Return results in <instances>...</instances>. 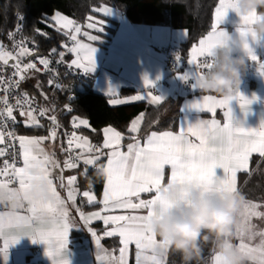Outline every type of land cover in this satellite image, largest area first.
<instances>
[{"label":"snow or ice","instance_id":"obj_1","mask_svg":"<svg viewBox=\"0 0 264 264\" xmlns=\"http://www.w3.org/2000/svg\"><path fill=\"white\" fill-rule=\"evenodd\" d=\"M197 9L200 4L197 0ZM234 0H218V5L214 9V18L211 24V30L198 39V42L191 47L190 56L187 63L193 66L194 71L182 75V79L189 80L191 76H196L203 70L208 69V61L214 57L215 49L225 44L229 39L228 32L221 27L224 24L230 10L234 11ZM95 11H102L105 16H109L114 10L110 8H97ZM256 14L240 17L237 30L242 37H246L244 25L253 24L256 20ZM17 19L23 22V16L17 13ZM52 19L59 25L61 30H67L64 34L73 42L69 47L62 44L68 53L75 54L71 63L67 64L69 69L75 67L83 70L85 75L91 74L96 69L97 48L90 44L82 43L77 37L81 33V27L73 19L57 12ZM92 20L91 17L88 18ZM103 21L89 22L87 28L94 29L102 33L104 28ZM20 30V24L16 25ZM40 35L46 36V33L36 30ZM185 35H189L187 29ZM14 33L10 32L12 37ZM89 40L96 41L97 35L83 33ZM19 51L14 55L3 45H0V62L2 65L9 66L14 71L11 77L5 78L0 73V91L6 93L0 96V157L9 155L11 151L12 162L8 159L3 160V167H0V191H6L9 198L16 195L19 191L25 194V201L21 203L18 210H24L28 215L21 211L15 214L9 211H0V255H2L5 264L9 258V249L19 242L23 236H28L33 243H44L47 245L46 255L52 260V264H71L67 258V246L69 244L70 230L75 226L69 210V202L76 205L77 195L86 198L88 204L99 203L102 205L99 211L84 212L80 207H76L79 219L85 225H92L94 221L102 222L105 226V237H120L119 256H113L108 250L101 247L102 237L92 228L87 230L92 234L96 247L98 249L96 256L100 262L107 261L108 264H128L129 245L134 244L137 249L136 264L140 260L147 259L151 264H160L157 256L154 254L158 248L165 249L166 245L157 239L152 227L153 218L157 212L171 208L174 203L187 197L184 191L186 185H196L207 191H239L238 173L250 172V161L253 154H258L264 161V120L258 128H249L244 126V122L235 116L232 102L239 103L240 108L245 114L251 109L250 105L253 99H249L242 92L232 97H216L214 95H204L187 104L189 109L196 110L199 113H209L212 119L198 118L195 123L180 121L178 131L164 130L151 131L143 140L136 136H130V140L124 151L121 147L124 135L113 127L103 129L104 140L102 145H93L87 136L78 135L77 131L65 132V143L61 141L60 151L67 153L63 163L57 158L55 145L59 137L61 125L56 115H49L51 122L47 135L30 136L18 135L14 129H8V121L17 122L19 116L23 117V124L27 128H44L39 117L48 115L52 108L33 107L34 98L29 97L27 92H21L14 98V103L10 100L12 92L20 87L25 81L28 70L37 69L36 63L22 64L21 59L25 56L33 55L32 51L24 46V40L14 44ZM245 48L249 52L250 59L258 64L260 74L264 75V61L255 53L249 44L245 43ZM57 49L52 48L51 54H56ZM60 59L57 63H64L65 52L58 53ZM203 58V59H201ZM177 61L182 59L179 53L176 54ZM39 64L46 69L52 61L48 57H38ZM10 61L14 63L10 64ZM145 86L155 87L154 82L144 77ZM53 80L49 79V86L53 85ZM39 89V84L36 85ZM56 88L61 85L56 84ZM196 89L195 86H192ZM116 92L115 89H109V95ZM41 95L47 100V95L41 92ZM147 98L154 105L161 104L165 98L163 96L147 93ZM74 99V97H73ZM133 101H143L146 99L144 94H137L130 98ZM126 100L113 99L112 104H121ZM64 109L71 113L69 105ZM223 110L224 122L216 119L217 110ZM183 111V109L181 110ZM38 113V115H37ZM144 120V113L135 118L128 129L132 134L140 132V125ZM71 126L73 129L90 127L87 119L78 116L72 117ZM95 131V129H92ZM45 142H50L53 146L52 151H46L43 147ZM19 147L22 154V166L16 164V147ZM81 150L75 152L73 150ZM105 149H110L105 152ZM106 158V163H101ZM81 162L83 168L81 169ZM103 165L106 173L102 199L98 201L93 190V186H87L81 190L79 180H89V167L97 170L98 166ZM257 163V168H259ZM41 167L42 176L31 175V169ZM170 168V179L166 184L165 169ZM60 169L61 175L55 179L59 180L60 187L67 189L66 198L62 197L57 191V185L54 182L53 172ZM65 170H80L77 174L65 177L62 173ZM46 181L56 197L54 204H45L43 201H34L27 198V193L33 186V183ZM17 183L18 187L11 185ZM179 185V195L173 199L168 193L175 186ZM154 193L152 198L143 199L141 194ZM8 206V202L0 203ZM264 207L259 203L246 200L244 198V220L243 225L252 229L250 236L238 230L239 242L237 243L242 251L255 254L256 264H264V230L256 231L257 225L254 224L253 217L264 219ZM130 210L128 214L113 215L115 210ZM138 210H146L145 214H136ZM22 218L31 219V226L25 231H17L15 224ZM259 237V243L252 244L251 241ZM150 252L151 255L147 253ZM214 264H224L221 257L215 252L213 256Z\"/></svg>","mask_w":264,"mask_h":264},{"label":"crops","instance_id":"obj_2","mask_svg":"<svg viewBox=\"0 0 264 264\" xmlns=\"http://www.w3.org/2000/svg\"><path fill=\"white\" fill-rule=\"evenodd\" d=\"M218 5V4H217ZM102 8H110L113 13L109 16H105L102 11H99L105 18L93 15L90 16L92 20H87L84 23L77 24L81 27V33L78 35V39L84 44H90L93 47H96L98 50L96 52V69L93 72L94 81L92 88L96 92H99L105 96H107L110 100L120 99L126 100L127 102L121 104H112V105H124L133 102H146L148 104H152L150 102V98H147V93L152 92L153 94H157L163 96L165 98L164 101L168 99H172L177 104V109L179 111V121L191 122L195 123L198 118H202L205 120L212 119L211 114L199 113L196 110L189 109L186 107L187 104L192 101L202 97L204 95H214L218 98L220 96L212 93L206 94L201 92L198 89H193L192 85L194 83V76H191L189 80H191V91L190 93H186L183 88V83L185 82L182 79L183 74L192 73L194 71L193 66L187 63V59L190 56V50L187 52L186 56L182 59L188 64V68L180 70L175 73H170L165 67V49L169 47H176L177 49L181 48V45L188 40L189 35H185V28H172L168 26H160V25H149V24H138L132 23L125 16L121 14V12L110 5H102ZM58 12V11H57ZM55 12L52 15H45V23L50 26H55L60 29L59 25L52 19L53 16L57 13ZM61 13V12H59ZM64 16H67L61 13ZM70 19H73L67 16ZM214 18V14H213ZM74 20V19H73ZM75 21V20H74ZM103 21L102 26L104 31L102 33L95 31L94 29L87 28V24L89 22H99ZM240 18L237 16L235 11L230 10L228 16L221 25L223 29H225L228 33L235 35L237 31V26L239 24ZM61 30V29H60ZM64 33L67 30H62ZM87 32L89 35H97L99 39L96 41H91L87 36L83 35V33ZM206 35V34H205ZM68 37V36H67ZM198 42V41H197ZM196 42V43H197ZM72 41L69 39L62 44H67L69 47L72 46ZM194 43V44H196ZM61 44V45H62ZM193 44V45H194ZM60 51L65 52L66 58L71 63V61L75 58V54L68 53L65 48L60 46ZM255 53L260 57L262 61H264V48H256ZM252 61L251 59H249ZM255 63L254 75L251 78L248 85L241 89V92L248 97L249 99H253V103L250 105V111L245 114L243 110L240 108V105L237 101L232 102V107L237 119L244 122L245 127L249 128H258L264 120V75L260 74L258 70V64ZM27 79L23 81V83L27 85L33 86L36 91L40 93L43 92L47 95V100L44 96L41 95L42 105L43 107L52 108L55 106L54 111L57 108L56 99L54 98V93L44 92L47 88L42 83L41 76L30 73L26 74ZM147 76L148 79L154 82L155 87L149 88L145 86L144 77ZM39 84V89L36 85ZM24 85V86H25ZM29 89V87H27ZM115 89L116 92L109 95V89ZM50 89V88H49ZM130 90L125 93L123 90ZM28 93V91L26 90ZM29 94V93H28ZM137 94H144L146 99L143 101H133L130 98ZM163 101V102H164ZM154 105V104H152ZM183 109V111H181ZM49 111V112H54ZM223 110L218 109L215 118L224 122V118L222 115ZM17 116V125L19 128H27L23 124V117ZM137 118V117H136ZM86 119V118H84ZM88 120V119H87ZM89 121V120H88ZM44 124V128H39V133L27 134L19 132L21 135H30V136H40L47 135L49 124L47 122H42ZM90 123V122H89ZM142 125V123H141ZM140 125V128H141ZM109 127V126H106ZM112 127V126H110ZM83 129H91L90 127H81ZM105 128V127H104ZM103 128V129H104ZM114 128V127H113ZM77 131L78 135L85 136L81 134L77 129H70L71 131ZM117 130V129H116ZM172 131H178L172 130ZM159 132V131H158ZM137 134V133H136ZM150 134V133H149ZM147 137V136H146ZM145 137V138H146ZM89 138V137H88ZM125 138V136H124ZM145 138H139L143 143ZM90 139V138H89ZM104 140V136H103ZM62 141L61 132L59 131L58 141L55 145L57 158L63 163L64 159H66V155L64 152L60 151V143ZM93 145H102L101 143H95L90 139ZM132 142V141H129ZM125 143L124 139L122 141L121 147L124 151L127 150L126 146L129 143ZM43 147L46 151H52V144L50 142H45ZM81 151V150H78ZM106 153L110 151V149L104 150ZM255 157H259L258 154H253L250 161V172L252 170V163ZM101 163H106V158L101 161ZM81 165L82 162H81ZM92 168V167H89ZM94 169V168H93ZM96 170V169H94ZM78 170H65L62 174L67 177L69 175L77 174ZM248 173L240 172L238 173V189L240 188L241 176ZM61 175L60 169H56L53 172L54 182L57 185V191L60 192L61 196L66 198L67 189L60 187L59 180L55 179ZM170 179V168L165 169V180L166 184ZM106 181V177H104V184ZM12 187H18V184H12ZM104 188V185H103ZM103 192V189H102ZM102 192L100 196H97L98 201L102 199ZM154 193H146L141 194V198L150 199ZM76 207H80L84 212H93L99 211L102 207L101 204H88L86 198H83L82 195H77L76 205L73 206L71 202H69V210L71 212V217L75 222V226L70 230L69 234V244L67 246V258L70 260L71 264H108L107 261L100 262L97 260L96 253L98 251L95 240L92 234L87 230L88 227H92L98 235L102 237L101 239V247L103 249L108 250L112 253L113 256H119V248L122 247L120 244V237H105L104 230L105 226L102 222L94 221L92 225H85L83 221L79 219V215L76 211ZM264 211V207L260 209ZM0 211H9V206H5L0 204ZM21 211L22 214L28 215V213L24 210ZM130 210H115L110 213L113 215H122L128 214ZM146 210H138L136 214H145ZM254 224L257 225L256 231L264 230V219L253 217ZM157 239H159L157 237ZM259 237H256L255 240L251 241L252 244L259 243ZM236 243L239 242V238L236 239ZM0 246H2V240H0ZM47 245L44 243H33L32 239L28 236H23L20 238L19 242L15 245L11 246L9 249V258L6 264H39L41 261H44L46 264H52V260L46 255ZM136 252L134 244L129 245L128 251V264H136ZM151 255L150 252L147 253ZM214 252L210 258L209 264H214L213 262ZM0 264H5L2 255H0Z\"/></svg>","mask_w":264,"mask_h":264},{"label":"trees","instance_id":"obj_3","mask_svg":"<svg viewBox=\"0 0 264 264\" xmlns=\"http://www.w3.org/2000/svg\"><path fill=\"white\" fill-rule=\"evenodd\" d=\"M104 4L117 8L132 23L187 29L190 33L188 40L180 48V54L185 57L193 44L211 30L218 0H199V9L196 7L197 0H185L184 3L176 2V0H0V45L8 41L9 33L20 22L17 19V13H19L24 19L25 33L38 43L39 53L46 54L52 48L58 50L68 37L62 30L47 25L45 15H52L58 11L79 23H84L93 15L105 18L104 15L95 11ZM37 29L47 35H40ZM41 80L46 87V77L41 76ZM24 85L23 83L22 89L27 90L30 95H37L42 103L41 93L31 85ZM44 90L46 93H54L56 110H59L58 119L63 128L72 129V117L86 118L90 122L91 129L77 130L98 144L103 141V128L106 126H112L120 131L125 136V143L131 141L129 137L132 135L145 138L151 131L177 130L178 127L179 111L176 102L172 99L159 105L146 102L112 105L107 96L96 92L92 86L86 92L78 93L74 99L65 92L47 87ZM129 91L123 90L125 93ZM66 103L72 105L71 113L63 108ZM141 113H144V120L140 132L132 134L128 131L130 124ZM38 129L17 127L19 132L27 134L39 133ZM60 132L62 136L64 130ZM257 163L260 165L259 168L256 167ZM82 168L83 165H81ZM95 173L96 170L89 168L88 175L92 180L93 190L97 196H100L104 177H97ZM88 181L79 180L81 190L88 186ZM239 190L246 200L264 205V161L260 157L253 159L251 174L241 176ZM213 252L211 243L204 246L202 264H209ZM167 264H181L180 255L169 250Z\"/></svg>","mask_w":264,"mask_h":264},{"label":"clouds","instance_id":"obj_4","mask_svg":"<svg viewBox=\"0 0 264 264\" xmlns=\"http://www.w3.org/2000/svg\"><path fill=\"white\" fill-rule=\"evenodd\" d=\"M184 3L185 0H176ZM235 13L244 17L256 14L253 24L244 25L246 37L228 33L230 39L215 49L214 57L208 61V69L194 77L196 89L206 94H216L227 98L241 92V85L247 73L250 59L245 43L255 51L264 48V0H234ZM192 85V86H193ZM33 176H42L41 167L30 170ZM97 177H106L104 166H98ZM88 186L93 183L89 178ZM180 186L170 190L168 195L175 199L179 195ZM187 197L174 203L162 213L157 212L152 227L166 245L154 253L160 264H167L169 250L180 255L181 264H202L204 246L211 243L213 251L222 258L224 264H256L255 254L242 251L235 242L238 230L250 236L252 229L243 225L244 196L239 191H207L196 185L184 186ZM27 198L54 204L56 197L51 186L46 182L33 183ZM7 201L9 212L15 214L25 201V194L19 191L9 198L6 191H0V203ZM32 224L31 219L22 218L16 224L17 231H25ZM139 264H151L141 259Z\"/></svg>","mask_w":264,"mask_h":264},{"label":"built area","instance_id":"obj_5","mask_svg":"<svg viewBox=\"0 0 264 264\" xmlns=\"http://www.w3.org/2000/svg\"><path fill=\"white\" fill-rule=\"evenodd\" d=\"M18 24H20V30L18 31L17 27H15L14 30L12 31L14 35L12 37L9 36L8 41L5 42L3 46L8 51L13 52V54L15 55L19 51V49L14 47V44L19 43L22 39L24 40V46L28 47L32 51L33 55L20 58L22 64L36 63L37 69H39V71L35 69L28 70L27 74L34 73L42 77H46L47 86L50 89L56 90L59 92L68 93L71 99L75 97L78 93L86 92L93 85V81H94L93 73L85 75L83 73V70H78L75 67H73L72 69H69L67 67V64H69L70 62L66 58V55L64 56V61H65L64 63H57V61L60 59L58 53L61 51L59 49L57 50L56 54H51V51L46 54L39 53L38 43L33 38L29 37L25 33L23 22L22 23L19 22ZM177 53L180 54V51L176 47H169L165 49V67L170 73H175L180 70L188 68V64L184 60L177 61L176 59ZM38 57H48L52 61V63L49 65V68L46 69L43 65L39 64ZM11 63H14V61H10V64ZM248 64H249V67L244 77L243 84L241 85V89L249 84L251 78L254 75L255 63L249 60ZM13 71L14 69H12L9 66L2 65V62H0V73H2L5 78L11 77V74ZM49 79H52L54 82L52 86H49L48 84ZM56 84L61 85V87L56 88L55 87ZM22 85H23V82L20 84V87L18 89L12 92V95L10 96V100L13 103L15 102L14 98L16 95H18L21 92H26L22 89ZM190 85H191V80H187L183 83V88L186 91V93H190L191 91ZM5 94L6 93H4L3 91H0V96L5 95ZM28 95L29 97L34 98V102L32 105L33 107H36L37 109H39L40 107H43L41 100L37 95H30V94ZM65 105H69L72 109V105L70 103H66ZM17 113L18 111L14 112L15 115ZM58 114H59V110L57 109L54 112H49L48 115L44 117H39V119L42 122H47L50 126L51 122L49 121L48 116L56 115L58 119ZM58 122L61 125L59 131L64 130L63 135H62V141L65 143V147H66L67 137L64 135V133L70 132V130L64 129L59 119H58ZM17 127H18L17 122L13 123L11 120L8 121V129H14L18 135H21L19 131L17 130ZM77 151L78 150L74 149L72 154L74 155L75 152ZM65 155L67 156V153H65ZM4 159H8L9 162H12L11 151L9 152L8 156L0 157V167H3ZM15 162L17 166H22V154H21V150L19 149L18 145L16 147V161ZM0 179L6 180L8 179V177H0ZM14 184H17V183H14ZM39 264H46V263L44 261H41Z\"/></svg>","mask_w":264,"mask_h":264}]
</instances>
